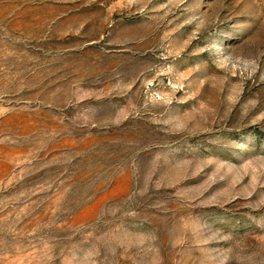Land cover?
Instances as JSON below:
<instances>
[{
    "label": "rangeland",
    "instance_id": "obj_1",
    "mask_svg": "<svg viewBox=\"0 0 264 264\" xmlns=\"http://www.w3.org/2000/svg\"><path fill=\"white\" fill-rule=\"evenodd\" d=\"M0 264H264V0H0Z\"/></svg>",
    "mask_w": 264,
    "mask_h": 264
}]
</instances>
